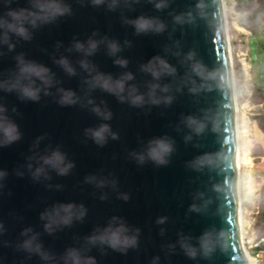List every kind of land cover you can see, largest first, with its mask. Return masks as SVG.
<instances>
[{
	"label": "water",
	"instance_id": "95a60500",
	"mask_svg": "<svg viewBox=\"0 0 264 264\" xmlns=\"http://www.w3.org/2000/svg\"><path fill=\"white\" fill-rule=\"evenodd\" d=\"M109 2L97 7L91 0H63L71 6L70 15L36 28L26 24L30 40L10 33L12 51L0 44V83L15 81L21 54L50 69L54 82L51 94L41 93L38 102L0 88V106L21 134L0 146V173H7L0 177V264H64L68 249L95 258V264H248L239 229L236 108L223 0H164L161 9L155 7L160 0H119L115 10L107 8ZM31 4L0 0V17ZM140 16L158 19L164 30L138 34L125 21ZM89 38L101 41L93 55L73 48L77 41L87 48ZM112 42L121 49L115 56L109 55ZM62 57L75 75L55 62ZM117 58L127 60V67L115 64ZM81 60H87V70ZM160 60L169 67L159 79L142 70L149 61L159 66ZM129 72L134 79L126 82L125 96L134 87L145 100L140 106L92 87L98 73L118 79ZM156 84L160 88L150 95ZM58 88L74 91L80 102L60 105ZM88 100L110 110L111 120L97 117ZM101 123L119 138L99 146L85 135L86 128ZM161 137L172 144L168 163H137L131 153ZM56 148L74 167L64 176L49 168L50 179H33L27 165L31 162L33 170L38 165L29 158ZM59 203L82 204L86 214L70 225H53L50 233L40 216ZM114 216L140 230L137 246L126 253L88 241ZM26 228L32 229L29 236L37 234L47 260L21 247ZM205 232L210 233L207 254L196 242ZM183 237L193 238L195 258L181 248Z\"/></svg>",
	"mask_w": 264,
	"mask_h": 264
},
{
	"label": "clouds",
	"instance_id": "9594fccd",
	"mask_svg": "<svg viewBox=\"0 0 264 264\" xmlns=\"http://www.w3.org/2000/svg\"><path fill=\"white\" fill-rule=\"evenodd\" d=\"M11 3V0H8ZM93 6L105 5V0H91ZM109 10H115L119 7V0H110L106 5ZM165 6L164 0H160L156 3L155 7L161 9ZM71 14V6L64 4L63 0H50L49 3H44L42 0H32L31 7L9 9V11L2 17H0V44L6 45L9 51L14 50L15 44L11 42L10 33L14 34L24 40L31 39V33L25 26L31 25L32 28L39 27L41 24L51 23L57 18ZM126 23L131 24L138 34L146 33L149 31L161 32L164 30V25L156 18L137 17L135 20H126ZM95 35V34H94ZM101 41L93 40L89 38L87 41V48L82 42H75L73 48L77 52L84 53L85 56L93 55ZM109 55L115 56L116 53L121 51L120 47L115 43H109L108 45ZM72 49H69L71 51ZM17 61V77L15 81L9 84L7 81L0 83V88L6 92H16L21 100H30L38 102L41 98V93L45 96L50 95V89L54 86L52 74L50 69L43 65H37L34 62L27 61L23 55L16 57ZM59 64L69 75H75V69L71 66L66 58H60L55 61ZM80 65L87 70L89 64L87 60H81ZM114 63L127 67V60L117 58ZM168 65L163 61H159V66L153 65L149 61L147 66H142V70L149 72L155 79H159L160 75L168 70ZM197 71V69H193ZM134 79L132 73H125L120 78L114 79L110 74L105 75L98 73L92 78V87L100 88L101 90L108 92L116 96L121 102H129L133 106H140L145 103L144 97L141 94H134L135 88L133 87L128 95L125 96V85L129 80ZM40 83L37 84L36 81ZM160 88V85H152L151 94H154L155 89ZM162 91H167L164 87ZM60 93L58 103L62 106L75 105L80 102L79 97L76 96L72 90H65L63 88L57 89ZM153 104H159V99H151ZM88 104L93 105L91 111L103 121L111 120L112 113L107 110L106 107L102 108L100 105H95L93 100H88ZM85 135L90 137L97 145L103 146L109 137L113 140L118 139V134L113 132L110 125L107 123H101L97 127H88L85 130ZM21 138L18 125L12 121L7 115V108L0 106V146H8ZM39 139V138H38ZM172 144L165 138H155L149 140L142 152H133L131 155L136 159L137 163L144 164L147 160L155 162L157 165H164L168 163L167 156L172 152ZM35 160L38 166L33 170V164L28 163L27 168L32 173V177L35 180H39L42 176L45 179H50L47 169L54 170L58 175L64 176L74 167V163L67 160L66 154L60 151L59 148L51 150L50 154L30 157L29 161ZM6 172L0 173V177L6 176ZM17 175H23L22 172H18ZM94 178H86V182H91ZM99 187L104 186V181H100ZM59 189L61 186L56 185ZM106 197L101 196V199ZM125 201L129 199L127 195L121 197ZM86 214V209L81 204L77 206L74 203H59L53 205L50 209H46L41 213V220H47L45 225L46 231L50 233L54 230L53 225H70L73 220H81ZM163 223V218L157 221ZM32 232L31 228H26L21 233L22 236L28 237L21 244V247L30 253H35L41 256L42 259L47 260L49 257L42 251V246L37 242V234L29 236ZM140 230L138 228L131 229L127 226L123 219L119 217H112L110 222L103 229L98 230L97 234L88 238L89 243L94 246L99 244L107 248H111L114 251L126 253L128 249L135 248L138 244V236ZM210 233L205 232L200 237L196 238V242L200 245L201 249L207 254L209 251ZM192 237H183L179 243L181 248L190 258H195L197 255V248L192 243ZM158 259V258H155ZM64 264H95V258L83 256L78 249L66 250L63 257Z\"/></svg>",
	"mask_w": 264,
	"mask_h": 264
},
{
	"label": "rangeland",
	"instance_id": "374dc122",
	"mask_svg": "<svg viewBox=\"0 0 264 264\" xmlns=\"http://www.w3.org/2000/svg\"><path fill=\"white\" fill-rule=\"evenodd\" d=\"M223 1L226 5L228 29L232 46L236 53L248 51L251 58L254 82L251 83L253 86L249 87V94L245 91L247 83L238 61H236V69L240 77L241 94L243 96L240 99V104H248V107L243 111L247 117V127L251 133H254L257 128L260 129L257 119L264 117V0H242L244 4H248V7H242L243 9L240 7V4L242 5L240 0H237L238 4L234 9L231 8L229 0ZM257 10L260 11L256 16L249 17L250 13ZM238 14L242 16L239 17ZM238 26L246 29L250 34L239 32ZM251 145L252 168L243 166L242 170L243 176L246 177L245 170L250 169L252 177L256 179L258 176H264V148L255 142L254 137L252 138ZM259 189L261 192V209L258 222L260 223L264 220V184Z\"/></svg>",
	"mask_w": 264,
	"mask_h": 264
},
{
	"label": "built area",
	"instance_id": "2783aa9c",
	"mask_svg": "<svg viewBox=\"0 0 264 264\" xmlns=\"http://www.w3.org/2000/svg\"><path fill=\"white\" fill-rule=\"evenodd\" d=\"M230 6L232 9L237 6V0H229ZM225 6L226 20L228 25V16ZM229 32V29H228ZM232 52L233 58V71L236 77L237 91H238V100L243 97L241 92L240 77L236 69V61L240 63V69L243 72V77L247 83L245 91L249 94V87H252L254 82L252 75V65L249 52L235 51L234 47ZM251 178L248 181H252V184H264V176H258L256 179L252 177V171L250 172ZM246 181V180H245ZM260 189L255 193L254 196H246L241 202V219L244 224V236H243V248L245 256L248 257V264H264V220L260 223L258 218L260 215L261 203H260Z\"/></svg>",
	"mask_w": 264,
	"mask_h": 264
},
{
	"label": "bare ground",
	"instance_id": "6f19581e",
	"mask_svg": "<svg viewBox=\"0 0 264 264\" xmlns=\"http://www.w3.org/2000/svg\"><path fill=\"white\" fill-rule=\"evenodd\" d=\"M224 12H225V6H224ZM238 15L239 17L242 16L240 14ZM237 29L239 32L243 34H250L246 29L242 27L238 26ZM228 42L230 48V60L231 63L233 64V58H232L233 48H232V42L229 32H228ZM232 77H233L234 99H235V108H236L237 190H238V212H239V223H240L239 229H240L241 240L243 243V236L245 233H244V224L240 214L241 202L243 198L246 196H254L255 193L259 191V187L261 185L252 184L251 183L252 181L250 180L248 181V179L251 178L250 169L245 170L246 177H244L242 167L244 166L246 168H252L253 165V159L251 157L252 138L254 137L255 142L264 148V134L258 128L254 131V133H251L250 130L248 129L246 124L247 117L245 116V113L243 111L248 107V104L241 105L239 103L236 77L233 69H232ZM246 260L248 262V257H246Z\"/></svg>",
	"mask_w": 264,
	"mask_h": 264
},
{
	"label": "trees",
	"instance_id": "16d2710c",
	"mask_svg": "<svg viewBox=\"0 0 264 264\" xmlns=\"http://www.w3.org/2000/svg\"><path fill=\"white\" fill-rule=\"evenodd\" d=\"M244 5L243 4L242 5L240 4L241 9H243L242 7H248L247 6L248 4H244ZM259 11L260 10H257L255 12L250 13L249 14V17L256 16L259 13ZM246 19H248V18H246ZM257 120H258V126H259V128L264 132V117L258 118Z\"/></svg>",
	"mask_w": 264,
	"mask_h": 264
},
{
	"label": "crops",
	"instance_id": "0c3cea01",
	"mask_svg": "<svg viewBox=\"0 0 264 264\" xmlns=\"http://www.w3.org/2000/svg\"><path fill=\"white\" fill-rule=\"evenodd\" d=\"M240 2H241L242 4H244V2H243L242 0H240Z\"/></svg>",
	"mask_w": 264,
	"mask_h": 264
}]
</instances>
